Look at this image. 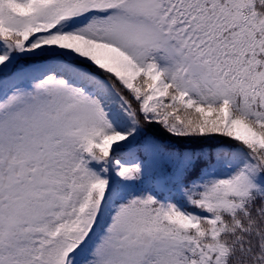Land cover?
<instances>
[{"label": "snow or ice", "instance_id": "obj_1", "mask_svg": "<svg viewBox=\"0 0 264 264\" xmlns=\"http://www.w3.org/2000/svg\"><path fill=\"white\" fill-rule=\"evenodd\" d=\"M0 264H264V0H0Z\"/></svg>", "mask_w": 264, "mask_h": 264}]
</instances>
